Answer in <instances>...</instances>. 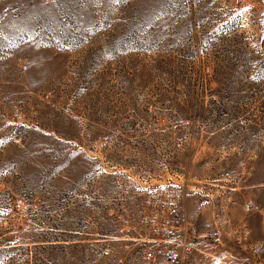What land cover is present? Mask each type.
<instances>
[{"label":"rangeland","instance_id":"1","mask_svg":"<svg viewBox=\"0 0 264 264\" xmlns=\"http://www.w3.org/2000/svg\"><path fill=\"white\" fill-rule=\"evenodd\" d=\"M168 252L264 264V0H0V264Z\"/></svg>","mask_w":264,"mask_h":264},{"label":"built area","instance_id":"2","mask_svg":"<svg viewBox=\"0 0 264 264\" xmlns=\"http://www.w3.org/2000/svg\"><path fill=\"white\" fill-rule=\"evenodd\" d=\"M105 253H107L105 251ZM146 258L151 259L152 258V253L151 252H146ZM177 261V255L174 253H166L162 261H158L155 264H170L174 263Z\"/></svg>","mask_w":264,"mask_h":264}]
</instances>
